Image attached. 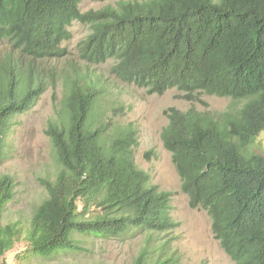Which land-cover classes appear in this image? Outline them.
<instances>
[{
    "label": "trees",
    "instance_id": "16d2710c",
    "mask_svg": "<svg viewBox=\"0 0 264 264\" xmlns=\"http://www.w3.org/2000/svg\"><path fill=\"white\" fill-rule=\"evenodd\" d=\"M80 2L0 0V43L11 45L0 58V163L8 119L27 111L48 85L42 69L20 56H63L73 21L92 28L79 48L87 68L66 77L47 124L58 170L40 180L48 196L27 228L3 222L15 181L0 176V257L21 239L27 251L47 257L82 250L78 235L141 232L146 241L135 264H179L154 257L151 244L177 226L171 193L136 163L134 126L110 125L100 106L103 89L89 67L113 59L119 78L151 93L177 88L191 101L201 94L232 99L220 112L169 108L162 140L190 205L208 211L225 252L235 264H264V156L247 152L264 129V0H118L88 11Z\"/></svg>",
    "mask_w": 264,
    "mask_h": 264
},
{
    "label": "rangeland",
    "instance_id": "374dc122",
    "mask_svg": "<svg viewBox=\"0 0 264 264\" xmlns=\"http://www.w3.org/2000/svg\"><path fill=\"white\" fill-rule=\"evenodd\" d=\"M118 0H81L80 9H100ZM71 36L63 42L67 53L37 61L20 56L22 63L32 62L47 77V87L33 105L8 119V128L0 163V176L9 174L15 181L14 198L8 202L3 222L21 221L27 228L35 210L47 198L48 192L40 180L55 176L58 170L55 150L46 133L48 121L56 116V106L67 91L66 77L75 70L85 71L87 64L81 58V42L91 33L89 24L75 20L69 26ZM11 52L7 40L0 43V58ZM113 59L90 65V73L98 79L103 94L100 106L110 125L132 124L137 141L132 146L139 167L150 175V182L171 193L169 212L177 226L153 239L154 257L172 256L179 264H235L225 252L212 228L208 211L192 207L188 195L182 190L181 178L172 160V153L162 140V131L168 125V109L224 111L232 102L230 97L201 94L191 101L184 93L171 88L163 94L151 93L119 78L113 72ZM53 74L56 78L53 77ZM248 153L264 156V129L247 146ZM144 233L120 238H102L78 235L83 249L64 250L51 256L33 255L26 249L28 242L18 241L15 247L0 257V264H135L145 246Z\"/></svg>",
    "mask_w": 264,
    "mask_h": 264
}]
</instances>
